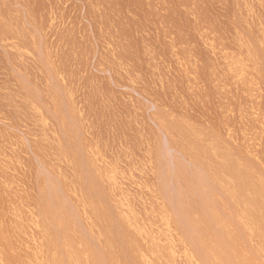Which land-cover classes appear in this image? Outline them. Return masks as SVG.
Segmentation results:
<instances>
[{
    "label": "rangeland",
    "instance_id": "rangeland-1",
    "mask_svg": "<svg viewBox=\"0 0 264 264\" xmlns=\"http://www.w3.org/2000/svg\"><path fill=\"white\" fill-rule=\"evenodd\" d=\"M0 264H264V0H0Z\"/></svg>",
    "mask_w": 264,
    "mask_h": 264
}]
</instances>
